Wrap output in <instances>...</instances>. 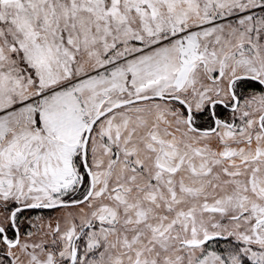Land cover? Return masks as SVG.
I'll list each match as a JSON object with an SVG mask.
<instances>
[{
  "label": "snow or ice",
  "instance_id": "1",
  "mask_svg": "<svg viewBox=\"0 0 264 264\" xmlns=\"http://www.w3.org/2000/svg\"><path fill=\"white\" fill-rule=\"evenodd\" d=\"M0 264H264V0H0Z\"/></svg>",
  "mask_w": 264,
  "mask_h": 264
}]
</instances>
